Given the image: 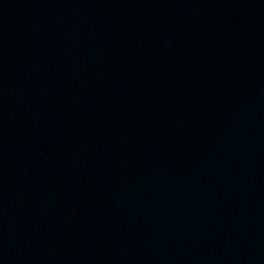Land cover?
Wrapping results in <instances>:
<instances>
[{
  "label": "water",
  "instance_id": "obj_1",
  "mask_svg": "<svg viewBox=\"0 0 264 264\" xmlns=\"http://www.w3.org/2000/svg\"><path fill=\"white\" fill-rule=\"evenodd\" d=\"M0 264H264V0H0Z\"/></svg>",
  "mask_w": 264,
  "mask_h": 264
}]
</instances>
